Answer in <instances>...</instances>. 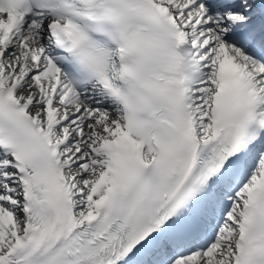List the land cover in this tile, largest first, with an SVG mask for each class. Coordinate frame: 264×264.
I'll use <instances>...</instances> for the list:
<instances>
[{
    "label": "snow or ice",
    "instance_id": "snow-or-ice-1",
    "mask_svg": "<svg viewBox=\"0 0 264 264\" xmlns=\"http://www.w3.org/2000/svg\"><path fill=\"white\" fill-rule=\"evenodd\" d=\"M0 264H264V0H0Z\"/></svg>",
    "mask_w": 264,
    "mask_h": 264
}]
</instances>
